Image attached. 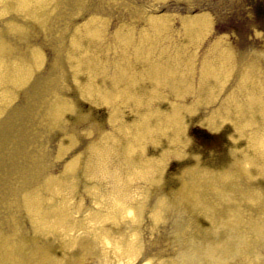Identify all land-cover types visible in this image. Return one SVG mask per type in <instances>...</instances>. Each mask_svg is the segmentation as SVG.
<instances>
[{"label":"bare ground","instance_id":"obj_1","mask_svg":"<svg viewBox=\"0 0 264 264\" xmlns=\"http://www.w3.org/2000/svg\"><path fill=\"white\" fill-rule=\"evenodd\" d=\"M217 1L0 0V264H264V0Z\"/></svg>","mask_w":264,"mask_h":264},{"label":"rangeland","instance_id":"obj_2","mask_svg":"<svg viewBox=\"0 0 264 264\" xmlns=\"http://www.w3.org/2000/svg\"><path fill=\"white\" fill-rule=\"evenodd\" d=\"M230 2H231L230 0H218L216 2L218 8H220V9H217L218 10V13H217L218 15L217 14H215V15L217 16V18L219 16L223 15L222 17L225 19L223 24H225V26H226V27L225 26L222 27L223 28L222 30H224V31H222V30H219V31L220 32H225L227 35H231L234 38H239L241 40L244 39V40L248 41V39L252 38L251 34L249 32L250 27L246 26L247 22L244 21L243 18H242V16H244V12L248 11V6H246V10L245 11H242L240 5L236 6V3H237L236 0L231 2L232 3L231 6H230ZM238 25H241V26L239 27ZM244 26H245V28H243ZM258 30H260L262 33H264V25L262 27H260ZM256 43H258V42H256ZM254 45H256V44H254ZM254 45H252V46H254ZM215 144L218 145V146L219 145L221 146L222 142H216ZM199 145L201 146V147H199V149L200 150L202 149L201 151H203V152L210 151L211 148L214 146V144L212 146V143H201ZM84 200L85 199L79 200L78 203L81 204V206H82L85 203ZM74 202L76 203V201H74ZM86 222L92 224V221L89 222V219H87ZM168 237H169V239L172 238V235H171L170 232H168L166 234V238H168ZM110 253H111V251H110ZM108 258L111 259V260L116 261V263L117 262H121V260L116 255H114L112 253H111L110 256H108ZM147 258L146 257L143 258L141 256V250H140L138 256H136L135 259L129 260V261L128 260L122 261V262H124L122 264H143L147 260Z\"/></svg>","mask_w":264,"mask_h":264}]
</instances>
